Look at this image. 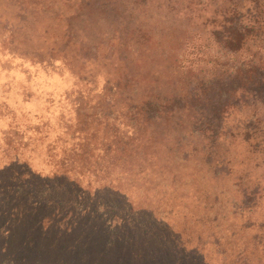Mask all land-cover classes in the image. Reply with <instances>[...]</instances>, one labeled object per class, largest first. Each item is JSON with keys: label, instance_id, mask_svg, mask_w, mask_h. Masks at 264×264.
I'll use <instances>...</instances> for the list:
<instances>
[{"label": "rangeland", "instance_id": "rangeland-1", "mask_svg": "<svg viewBox=\"0 0 264 264\" xmlns=\"http://www.w3.org/2000/svg\"><path fill=\"white\" fill-rule=\"evenodd\" d=\"M155 1L115 9L104 0H0V166L15 158L51 175L62 162L84 198L116 189L146 219H164L188 264H264V142L232 129L216 146L226 164L207 162V138L192 132L188 110L149 113L195 74L205 37L184 11ZM83 242L68 238L84 251Z\"/></svg>", "mask_w": 264, "mask_h": 264}, {"label": "trees", "instance_id": "trees-1", "mask_svg": "<svg viewBox=\"0 0 264 264\" xmlns=\"http://www.w3.org/2000/svg\"><path fill=\"white\" fill-rule=\"evenodd\" d=\"M104 1L116 9L119 0ZM147 1L134 3L150 7ZM159 1L173 13L184 11V21L200 25L205 37L196 46L195 74L149 113L155 117L175 108L188 110L192 132L202 141L207 138L208 149L200 147L205 160L225 165L216 146L234 136L232 129L243 140L264 142V0H247L253 10L241 0ZM191 5L198 10L193 12ZM189 34H181L180 46H187ZM58 165L54 173L43 175L15 158L1 164L0 264H89V253L102 255L104 264H188L164 219L151 213L146 219L116 189L99 201L95 195L84 198L68 175L70 168ZM127 217L135 222L132 226ZM73 236L84 240V251L69 247Z\"/></svg>", "mask_w": 264, "mask_h": 264}]
</instances>
